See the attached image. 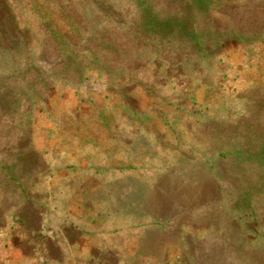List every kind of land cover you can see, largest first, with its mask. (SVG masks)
I'll return each instance as SVG.
<instances>
[{
  "label": "rangeland",
  "instance_id": "obj_1",
  "mask_svg": "<svg viewBox=\"0 0 264 264\" xmlns=\"http://www.w3.org/2000/svg\"><path fill=\"white\" fill-rule=\"evenodd\" d=\"M186 1L0 0V264H264V0Z\"/></svg>",
  "mask_w": 264,
  "mask_h": 264
},
{
  "label": "trees",
  "instance_id": "obj_2",
  "mask_svg": "<svg viewBox=\"0 0 264 264\" xmlns=\"http://www.w3.org/2000/svg\"><path fill=\"white\" fill-rule=\"evenodd\" d=\"M185 4L187 5L186 8L188 7L189 10L193 7L195 8L196 6L202 7L204 10L206 9V6L203 5L204 0H187ZM191 11L193 12L194 10L192 9ZM150 15H153L152 12L150 13ZM188 26H189V20L188 19H185L184 21L180 20L176 12H174L173 16L168 18L166 22L165 21L154 22L153 20H150L148 27L152 29L151 31H158V32L166 31L167 34H169L171 37L184 36L186 37V39H191L195 47H197V43L201 42V45L198 46V48L202 49L203 47L202 40H204L205 36L204 35L200 36V34H198L199 37H196L197 39L196 41L195 35L188 36L189 35Z\"/></svg>",
  "mask_w": 264,
  "mask_h": 264
},
{
  "label": "crops",
  "instance_id": "obj_3",
  "mask_svg": "<svg viewBox=\"0 0 264 264\" xmlns=\"http://www.w3.org/2000/svg\"><path fill=\"white\" fill-rule=\"evenodd\" d=\"M238 242H235L234 240H232L231 244L230 245H227L228 247H224V246H218V254L219 255H222V263L221 264H249V262L246 260V255H249L251 254L250 252L247 253V250L246 248H243L241 249L239 247V244H237ZM205 244V242H197V243H189L188 246H187V253L188 254H194V250L192 248H197L199 247V249ZM224 245V244H223ZM253 246H256L257 249L259 251H257V258H255L253 261H263L264 260V252L263 254L261 255V249H263L261 246L260 243L258 244H253ZM213 247V245H212ZM222 247H224L223 249H221ZM193 250V251H192ZM214 251H215V247H214ZM226 253H228L227 256ZM215 257V256H209L207 258H201L199 260V262L197 264H210L212 262V258ZM216 258V257H215ZM219 259V258H218ZM232 262V263H231ZM260 264V262H259Z\"/></svg>",
  "mask_w": 264,
  "mask_h": 264
}]
</instances>
